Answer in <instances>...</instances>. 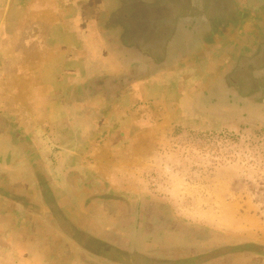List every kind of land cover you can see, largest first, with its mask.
Segmentation results:
<instances>
[{"label":"flooded vegetation","instance_id":"obj_1","mask_svg":"<svg viewBox=\"0 0 264 264\" xmlns=\"http://www.w3.org/2000/svg\"><path fill=\"white\" fill-rule=\"evenodd\" d=\"M91 1L77 0L75 5L84 7L87 17L103 20L105 11L94 14ZM93 1L102 4L106 0ZM229 1L228 10L211 16L203 29L200 21L195 22L197 28L192 30L197 44L193 53L181 56L174 64L172 81L163 77L162 82L167 84L160 88L164 95L173 94L178 118L223 122L231 112L264 115V98L253 100L255 95L264 97L257 87L242 92L231 90L221 98V84L227 79L236 81L235 73L226 71L234 62L245 63L247 69L252 67L254 63L248 58L257 54V43L264 42V0ZM121 39L115 36L116 42ZM86 55L90 59L87 51ZM104 56L102 51L103 60L97 64L104 63ZM122 59L136 66L124 54ZM101 69L100 74L95 72L71 86L69 94L65 92L70 108H85L90 111L86 116L99 112L103 116L105 104L124 96L132 82H149V74L136 67L131 74L118 71L120 75ZM234 100H238L237 106L231 103ZM70 114L72 130L77 129L73 122L80 131L91 126L71 119L83 115ZM13 126L10 119L0 118L2 137H17L0 148V257L16 264H195L196 258L203 259L211 252L212 262L218 264H264V241L215 234L180 218L160 199L142 192L120 191L79 155H71L75 162L66 166L70 171L50 179V166L46 168L42 161L29 164V156L34 153L27 146L30 141L20 143L18 138L25 139L24 133L17 130L14 134ZM64 142L71 145V140ZM13 166L21 170H12ZM30 171L38 177V183L28 187L26 174Z\"/></svg>","mask_w":264,"mask_h":264},{"label":"rangeland","instance_id":"obj_2","mask_svg":"<svg viewBox=\"0 0 264 264\" xmlns=\"http://www.w3.org/2000/svg\"><path fill=\"white\" fill-rule=\"evenodd\" d=\"M229 2L106 0L99 4L92 0V11H105L104 19L81 20L83 25L103 23V31L122 37V44H127L124 52L112 51V55L105 49L106 59L100 66L118 75L131 74L136 67L149 74V82H132L126 89L137 93L140 100L136 96H120L105 104L103 116L100 112L79 116L80 122L84 120L91 126L84 131L71 129V145L67 149L70 155L81 156L88 167L120 191L142 192L160 199L180 218L215 234L264 241V115L240 116L231 112L223 122L178 118L173 94L167 89L169 93L164 95L160 88L163 77H169L178 59L193 53L197 44L196 32L192 30L197 26L195 22L200 21L203 29L211 16L228 10ZM80 30L87 44L94 43V39L99 42L97 32ZM257 44V54L248 58L254 63L252 67L247 69L245 63L234 62L226 71L235 73L236 81L227 79L221 84V98H226L224 94L231 90L242 92L256 87L264 95V42ZM93 53L91 64L99 59L98 50ZM122 54L126 59L132 58L136 66L123 62ZM254 97L256 101L264 98ZM132 103L139 109L134 115L123 110ZM231 103L237 106L238 100ZM117 108L118 114L111 116ZM138 126L145 131H135ZM57 143H62L61 137ZM0 264L16 263L0 257Z\"/></svg>","mask_w":264,"mask_h":264},{"label":"crops","instance_id":"obj_3","mask_svg":"<svg viewBox=\"0 0 264 264\" xmlns=\"http://www.w3.org/2000/svg\"><path fill=\"white\" fill-rule=\"evenodd\" d=\"M76 3L77 0H0V116L13 122L14 134L17 130L24 133L25 139L18 138L20 143L24 145L30 141L27 146L34 151L29 156V164L42 161L46 168L50 166V179H55V174H66L70 171L66 166L75 162V157L65 150L70 146L64 143V140H71L69 133L73 124L70 122V112L88 115L85 108H70L65 101L68 98L65 92L69 94L71 86L89 79L95 72H103L100 64L95 61L90 63L92 58L94 60L93 52L98 50L99 62L105 49L122 52L127 48L117 47L122 42H116L114 35L103 31V23L98 26L91 23L85 27L87 25H83L82 21L91 18L86 16L84 7ZM80 28H85L86 32L90 29L97 32L99 42L96 43L94 39V43L87 44ZM86 51L90 59H86ZM161 84L166 86L167 83ZM125 95L133 99L137 93L126 92ZM136 97L140 100L139 96ZM159 97L162 99V95ZM134 106L136 104L132 103L123 110L134 115L139 110ZM119 109L111 116H116ZM77 118L76 121L82 123ZM78 127V124L74 125V128ZM142 127H136L135 131L143 133L145 128ZM60 137L61 144L57 143ZM8 139L16 140L17 137ZM8 139L0 134V148ZM14 169L20 171L21 167L13 166ZM32 171L26 174L28 187L38 183V177ZM210 255L200 260L196 258L195 264L202 260H205V264H218L212 262L213 256Z\"/></svg>","mask_w":264,"mask_h":264}]
</instances>
